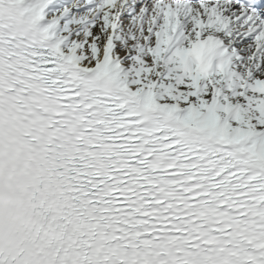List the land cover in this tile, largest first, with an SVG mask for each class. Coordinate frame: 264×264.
<instances>
[{
  "label": "snow or ice",
  "instance_id": "obj_1",
  "mask_svg": "<svg viewBox=\"0 0 264 264\" xmlns=\"http://www.w3.org/2000/svg\"><path fill=\"white\" fill-rule=\"evenodd\" d=\"M0 264H264V0H0Z\"/></svg>",
  "mask_w": 264,
  "mask_h": 264
}]
</instances>
